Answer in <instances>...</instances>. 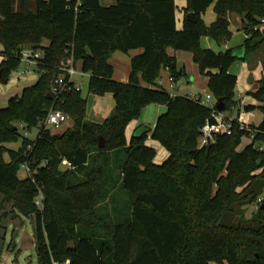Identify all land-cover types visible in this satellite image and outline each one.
<instances>
[{
  "label": "trees",
  "instance_id": "1",
  "mask_svg": "<svg viewBox=\"0 0 264 264\" xmlns=\"http://www.w3.org/2000/svg\"><path fill=\"white\" fill-rule=\"evenodd\" d=\"M211 5L216 19L206 25L201 15ZM174 10L173 0H115L109 6L98 0H0V84L20 64L22 49L42 53L37 79L0 108V231L5 203L15 216L33 217L36 264L66 259L69 264H264V208L249 219L238 210L264 189V170L255 174L264 167V150L256 149L264 145V83L248 92L262 104L241 106L262 114L256 126L249 125L256 129L249 143L237 149L249 133L233 124L229 135L198 146L200 128L217 100L224 111H240L233 99L236 76L229 72L238 59L231 49L201 48L200 38L228 42L227 19L235 14L242 18L246 53L251 40H264L253 30L264 0H186L179 30ZM189 12L193 22L185 19ZM167 48L191 54L207 77L212 106L156 87L161 69L174 82L184 74ZM132 49L141 52L130 59L127 81L114 80L108 58ZM68 56L88 74V94L112 95L113 108L100 123L86 118V99L73 82L58 96L50 94L58 65ZM152 103L166 107L150 133L167 152L159 164L153 163L155 150L144 144L146 135L127 142L124 133ZM51 108L71 121L59 134L43 124ZM18 124L27 132L36 129L35 137L23 136ZM98 135L104 139L101 148ZM18 138L16 150L1 146ZM62 161L68 163L64 169ZM23 163L28 174L19 178ZM117 187L129 203L109 212L103 202ZM3 240L2 233L0 256Z\"/></svg>",
  "mask_w": 264,
  "mask_h": 264
},
{
  "label": "rangeland",
  "instance_id": "2",
  "mask_svg": "<svg viewBox=\"0 0 264 264\" xmlns=\"http://www.w3.org/2000/svg\"><path fill=\"white\" fill-rule=\"evenodd\" d=\"M102 3H104V1ZM236 16L239 17L235 14L230 15L231 18ZM233 23L234 25H239V27L241 28V23H238V21H234ZM258 41L259 39L251 40V47L245 53L244 57L242 59L235 60L229 68V71L234 72V74H236V82L233 87V99L235 101H238V103L239 101L243 104L247 102H250V104L260 103L259 100L251 97V95L248 94V92L254 91L259 86V84H261L262 82L264 83V40H261L259 42ZM238 45L239 44H237L236 46ZM187 53L189 52L180 51V54ZM184 67V74L178 76L175 79L176 90L173 89L168 91L167 89L166 91H171L173 93L177 91L179 95H197L200 97H204L205 94H210L209 89L207 87V77L199 73L197 65L192 61L191 58L188 60L187 64H185ZM76 69H78V65H76ZM37 77L38 72L35 64L20 61V64L17 66V68L8 75L6 83L0 84V108L6 105L8 97L18 95L20 93L21 88L30 85L32 81H35L37 79ZM87 79L88 74H84L82 76H74V80L79 85L81 96L86 99L88 107H91V109L93 110H97L99 107V101H97V98H99L100 96L87 93ZM104 96H109V102H113V98L110 93H106L104 94ZM92 100H96L97 103L92 102ZM213 103L214 98L212 97L209 104L211 105ZM104 107H106V105ZM110 107L113 108V105H110ZM235 112L233 111L232 113L235 114ZM239 113L241 116L243 115V117L246 119H250L253 117V114L244 112L242 109L239 111ZM70 126L71 121L68 120V124L64 127V130H66ZM64 130L58 132V134L63 132ZM35 135L36 129H31L27 133L26 137L29 139H33ZM247 142L249 143L250 140L245 137V139L241 140V143L237 147V149L243 147L245 144H247ZM147 143L151 144V147H153L155 150V161L162 162L165 159L162 158V155H167V152L155 140L151 141L148 139ZM20 144L21 138H18V140L14 142L2 143L1 146L5 148H10L11 150H16L18 149ZM3 160H8L7 154L3 155ZM66 167L67 166L65 164H61L60 166L61 169H64ZM262 170H264V167L257 169L255 171V174L261 172ZM22 171L21 169L18 171L20 177L27 175L26 173H24V171ZM237 190L240 192L242 188H238ZM260 197L261 199L259 202L258 198ZM263 199L264 189L254 201L241 205L238 210H241V214L244 218L249 219L258 213L259 207L262 206L261 201ZM128 203V194L120 187H117L113 191V194L110 197V201L103 202V205L108 209L109 212H111V210L114 208H120L124 210L125 206ZM3 210L7 212V216L1 222L2 225L5 227V230L4 232L0 231V234H4L2 252L0 256V264H36V255L33 243V217H25L23 215L15 216L11 212L9 203H5L3 205ZM224 264L227 263L224 262Z\"/></svg>",
  "mask_w": 264,
  "mask_h": 264
},
{
  "label": "crops",
  "instance_id": "3",
  "mask_svg": "<svg viewBox=\"0 0 264 264\" xmlns=\"http://www.w3.org/2000/svg\"><path fill=\"white\" fill-rule=\"evenodd\" d=\"M104 1V3H102ZM98 0V2L100 3V5L102 6H109L111 4H113L115 2V0ZM174 2V6H175V10H174V15H175V28L177 30L181 29L182 26V20L184 17V12L183 9L186 7V0H173ZM201 19L202 21L206 24L209 25L210 23L214 22V20L216 19V16L212 10V5L209 6L206 11L201 15ZM229 21V30L231 31V38L228 42L221 44V45H217L214 41L208 39L207 37H201L200 38V47L201 48H208L211 49L215 52H223L226 49H232L235 47H238L239 45L242 44V42L244 41V39L246 38L245 34L241 31L239 25H234V21H238V23L242 22V18L241 17H233L231 18L230 16L227 19ZM237 44H239L238 46H236ZM216 45V46H215ZM2 48L0 46V52H1ZM141 52V49H132L129 50L126 53H122L119 51H115L113 52L110 57L108 58V63L112 66L113 72H112V78L116 81H121V82H126L128 79V73H129V63H130V59L139 54ZM166 52L169 56H172L175 59L176 62V67L177 69H182L184 70V66L185 64H187L188 60L191 58L190 53L187 54H180V51L178 50H173L171 48H167ZM185 55V56H183ZM187 55V56H186ZM1 56V55H0ZM0 59H2V57H0ZM231 74H234V72L229 71ZM236 76V74H234ZM169 74L167 72L166 69H161L159 76L156 79V84H159L164 90H176L175 88V82L173 81L172 86H169ZM34 81H32L31 83H33ZM141 85H143V82H140ZM22 89V88H21ZM21 91V90H20ZM167 91V92H168ZM170 95H179L178 92H168ZM183 96H187V95H183ZM99 101V107L97 110H93L91 109V107L89 108L87 103H86V118L92 122H97L100 123L102 122L104 119H106L108 117V114L110 113V110L112 107H110V105H113V102H109L110 98L109 96L105 97L100 96L99 98H97ZM97 101L92 100V102L97 103ZM112 101V100H111ZM254 105V106H260L261 102L259 104H253L250 102L247 103H241L239 101V109L241 110V106L243 105ZM106 105V107H104ZM166 110V107L164 105L161 104H156V103H152V104H148L146 106H144L139 113V116L137 119L130 121L126 128H125V138L127 140V142L129 141V139L132 136L133 131L140 125H144L150 128V132L146 135V138L144 140V144L147 146L151 147V144L147 143V140H151L150 138V133L151 130L154 127L155 121L157 116H159L160 114L164 113ZM235 112V111H234ZM249 114H253L252 118L250 119H246L243 117V115L241 116L240 113L238 112V114H233L232 115L234 117H237L240 121L246 123V124H253V125H257L262 118V114L258 109H255L253 111L248 112ZM20 132V131H19ZM245 139V138H242ZM248 143V142H247ZM153 148V147H152ZM242 148V147H241ZM240 148V149H241ZM10 149V148H9ZM154 149V148H153ZM166 154L162 155V158H166ZM155 157V156H154ZM8 161V160H5ZM153 163L155 164H159L161 162H157L155 161V159L153 158ZM63 164V163H62ZM22 171V170H21ZM23 172V171H22ZM25 173V172H24ZM26 175H24L23 177L19 176L18 173V177L19 178H24ZM31 217V216H30Z\"/></svg>",
  "mask_w": 264,
  "mask_h": 264
},
{
  "label": "built area",
  "instance_id": "4",
  "mask_svg": "<svg viewBox=\"0 0 264 264\" xmlns=\"http://www.w3.org/2000/svg\"><path fill=\"white\" fill-rule=\"evenodd\" d=\"M253 30H257L260 33L264 34V11L261 16L257 18L256 24L253 26ZM20 61L28 62L36 64V60L42 56L40 50H32V49H22L19 52ZM58 69L60 73L53 79V82L50 87V94L52 96H58L64 90H66V83L73 82L75 89H80L77 82L74 80V76H82L85 73L81 72L79 69H76L72 59L70 56L62 59L58 65ZM169 86H172L173 80L169 76ZM156 87L162 88L159 84H156ZM188 98L195 102H200L201 104L210 105V100L212 96L210 94H205L204 97H200L197 95H187ZM235 111L234 107H230L228 111H218L216 108L211 109L209 117L205 120L203 125L200 128V134L198 137V146H204L208 143H213L218 135H229L232 131L233 124H236L239 129L246 130L249 135L246 137L250 141L252 140L254 133L256 132L255 128H250V124H246L240 121L237 117L232 115V112ZM69 117L63 113L58 108H51L45 119L44 126L47 127L51 133H58L64 130V127L68 124ZM256 126V125H255ZM18 130L23 136H27V131L24 129L22 124H18ZM256 149L258 151L264 150V145H256ZM63 164L68 166L66 161H62ZM20 169L23 170L26 174H28V165L23 163L20 166ZM41 193L38 192L37 196L34 198V203L36 206H39L41 203ZM260 198L258 201L260 202ZM53 264H69V260L66 259L61 262H55Z\"/></svg>",
  "mask_w": 264,
  "mask_h": 264
},
{
  "label": "water",
  "instance_id": "5",
  "mask_svg": "<svg viewBox=\"0 0 264 264\" xmlns=\"http://www.w3.org/2000/svg\"><path fill=\"white\" fill-rule=\"evenodd\" d=\"M185 19L188 21H194V14L192 12H189L185 15ZM222 21V18H219V22ZM231 55L235 58L242 59L245 55V47L243 45H240L238 47L232 48L231 49ZM49 96V95H47ZM264 101V99H263ZM215 108L218 111H222L224 109L223 103L221 102V100H217L216 104H215ZM150 132V128L144 125H140L138 126L132 133L133 138H140L143 135H147ZM104 146V139L102 138L101 135L97 136V147H103ZM261 208H263V205L261 206ZM69 247L68 248H73V243L70 241L68 243Z\"/></svg>",
  "mask_w": 264,
  "mask_h": 264
}]
</instances>
